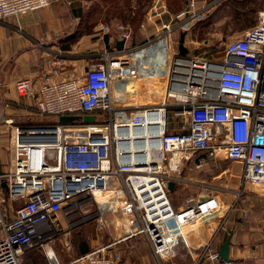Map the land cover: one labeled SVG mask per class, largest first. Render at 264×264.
<instances>
[{"label": "built area", "instance_id": "2783aa9c", "mask_svg": "<svg viewBox=\"0 0 264 264\" xmlns=\"http://www.w3.org/2000/svg\"><path fill=\"white\" fill-rule=\"evenodd\" d=\"M49 4V0H0V19L17 18ZM196 4L187 1L184 10L162 23L152 38L149 47L165 56L158 105L139 104L133 88L131 108L116 104L121 99L111 95L112 82L136 78L139 69L129 57L110 53L104 54L102 65L89 66L80 79L55 81L45 73L39 83L27 77L15 80V92L30 98L38 114L95 119L14 128L11 169L0 173V264H26L24 255L30 250L44 257L37 264H121L122 254L115 246L138 235L147 239L161 260L180 245L188 247L196 221L206 220L221 207L214 185L205 181L194 183L197 191L177 208L172 206L168 185H193L180 177L192 161L195 169L210 159L239 162L242 182L264 196V9L254 26L224 44L221 55L210 58L182 54L171 37L174 30L190 29L213 5L206 0ZM165 12L163 0H152L147 13ZM113 27L124 45L132 39L129 23L116 22ZM109 30L108 24L98 27ZM168 107L173 116L182 118L176 130L168 128ZM139 113L156 119L140 127L130 125ZM101 116L105 121H97ZM153 150L158 152L156 158L149 157ZM99 189L104 198L119 199L111 215L97 199ZM236 194L240 197L241 191ZM85 204L96 207L99 230L110 229V216H123V235L63 260L61 252L70 251L69 231L87 221L81 209ZM2 207H7V217ZM112 225L113 230H122L120 224ZM216 235L203 246L199 258L219 260L217 252L209 249Z\"/></svg>", "mask_w": 264, "mask_h": 264}, {"label": "crops", "instance_id": "0c3cea01", "mask_svg": "<svg viewBox=\"0 0 264 264\" xmlns=\"http://www.w3.org/2000/svg\"><path fill=\"white\" fill-rule=\"evenodd\" d=\"M49 1V6L45 8L25 13L17 18L0 19V134L2 133L1 128L6 124L10 125V123L17 121L26 122L24 118L34 114L30 109L33 105L31 99L19 96L15 92L14 82L16 79L27 77L39 83L41 76L45 73L49 75L50 80L55 81L65 78L80 79L89 66L104 63L105 53H110L113 57H129L134 60V66L138 65L139 69L136 78L116 81L124 82V86L119 92L113 91L115 82H112L111 95L116 100L125 97L124 101L120 100L116 104H126L131 108V105L135 103L131 100L133 91L134 95L137 96V102L144 104V106L158 105L161 102L165 81V74L162 71L165 56L160 49H151L149 46L152 45V38L156 32H159L162 23L170 22L175 13L168 11L158 16L148 14L146 11L143 23H141L143 27L139 26L134 38L132 36L129 42L125 45L123 43L122 49H117L116 42L121 39L113 26L116 22H121L118 20L113 22L98 20L85 33L75 36L80 28L81 17L92 0ZM234 6L240 9L244 8L241 3H236ZM245 8L254 9L258 15L264 9V0H248ZM235 16L237 14L233 9H227V11L220 13L212 19V23L207 27L210 36L201 40L195 35L192 26L187 31L174 30L171 33L173 43L178 42L179 49V41L183 34V47L185 53H189L188 44L190 43L199 45L202 42L209 45L221 38L222 43L226 44L256 24L244 21L241 19L242 17L234 18ZM101 24H108L111 30L109 32L98 31ZM220 34L222 35L218 37ZM230 34L234 36L229 37ZM73 66L76 67L73 69ZM129 84H131L133 91L126 92L125 85ZM170 110L171 107H168V115L172 114ZM74 121H78V119ZM16 124L18 125V122ZM17 125L11 127L8 138L11 151L14 128ZM23 126H32V124ZM3 155L1 154L3 162L0 166V173L10 170L8 169L10 154L8 151H3ZM230 162L229 168H226L223 159H210L202 168L195 169L191 165L192 161L188 164L190 165L189 170L183 169L180 177L192 182L193 185L176 186L173 189L178 193L187 192L186 198L197 191L194 183L205 181L214 185L215 193L221 200V207L216 214L203 221L199 219L194 224L195 230L190 232L188 236L189 246L180 245L176 248V250L178 248L187 249L194 256L192 264L220 263V257L219 260L199 258L204 249L203 246L209 243L215 232H217L216 238L210 243L209 249L217 252V254L231 232L228 254L230 261L221 264H264V196L242 182V165L236 161ZM237 191H241L238 198ZM181 202L176 205V208ZM111 206L113 205L111 204ZM102 207L106 208V206ZM4 209L2 207L1 211L7 217L10 213L7 207ZM243 211L247 214L246 218H243ZM63 213L60 216L65 218ZM129 239L131 238L125 241L130 245L131 251L134 252L137 247H134ZM86 243L88 251L97 246L90 248L89 243ZM116 246L120 248L119 245ZM24 260L26 263V258ZM33 261H35L34 264L39 262Z\"/></svg>", "mask_w": 264, "mask_h": 264}, {"label": "rangeland", "instance_id": "374dc122", "mask_svg": "<svg viewBox=\"0 0 264 264\" xmlns=\"http://www.w3.org/2000/svg\"><path fill=\"white\" fill-rule=\"evenodd\" d=\"M120 3L122 2V0H118ZM166 4V8L169 12H172L173 10H171L173 4L169 3L170 0H163ZM189 1V0H187ZM186 1V3H187ZM191 1V0H190ZM196 1V6H200L203 1L205 0H195ZM216 0H206V2H211L212 4L215 3ZM115 2V1H114ZM132 6L135 7V2L134 0H132ZM103 5L105 6V10H109V12L114 11L112 9V2L108 3H103ZM122 5V4H119ZM103 6V7H104ZM108 6L110 7V9L108 8ZM186 6V5H184ZM150 7V6H149ZM182 4L179 3V7L178 10L181 9ZM148 7L146 9V6L143 8L144 11H148ZM212 9V8H211ZM177 11H173V13H175ZM103 13V11H102ZM167 14V13H166ZM176 14V13H175ZM116 15V17H115ZM112 18H102V21H121L123 23L127 22V20H125L124 18L118 16L117 14H115ZM145 15V14H144ZM116 18V19H115ZM143 18L144 20V16L140 18V20H138V22L143 23V20H141ZM203 18V17H202ZM138 22H134L133 23V28L136 31L137 29V24ZM132 27V25H131ZM195 35H197L199 38V40H201L200 38L204 39L210 36V34H208V31L206 29V31L201 30L200 32L198 30H196ZM194 35V37H195ZM222 34L218 35V37H220ZM196 36V37H197ZM234 36L233 34H230L229 37ZM222 39L219 38L216 41L210 43L209 45H207L206 43H200L199 45H195V44H188V48H189V53H200L204 56L207 57H218L219 55H221V50L224 47V44L222 43ZM76 66H73V69ZM124 82H115L113 84V91H120L122 89V86H124L123 84ZM126 86V92H130L131 88V84L129 85H125ZM124 88V87H123ZM124 96V95H123ZM125 98V97H124ZM124 98L122 97L121 101H124ZM32 101V100H31ZM33 104V102H32ZM34 105H31V110L34 112V114H30L28 117L24 118V121L26 122H18V125H28V124H32V125H38V124H54V123H59L58 120V115H43V114H38L36 113V111L34 110ZM76 116V115H74ZM104 117L101 116L99 117V119L97 121L102 122L105 121V119H103ZM180 118L173 116L172 114H169V118H168V128L169 129H173L176 130L179 126V122H180ZM10 123V125L6 124L4 127L1 128L2 133L0 134V139L2 138V140L0 141V166L2 165L3 162V158L1 157V154L3 155V151H8L9 154H11V147H10V143L9 142V137H10V132H11V127L17 125L16 123ZM5 123V122H4ZM4 156V155H3ZM9 162H10V158H9ZM8 162V163H9ZM48 162L50 164H54L53 160H48ZM224 162V167L229 168V165L231 164V162L229 160L223 159ZM193 165V163L191 164ZM190 165L184 166V170L188 171ZM187 168V169H186ZM183 172V171H182ZM249 188L252 189H256L255 187L249 185ZM1 191V190H0ZM104 193L101 192L100 196L97 198L100 205L102 206H106L107 208V212H111L109 213L110 215L115 212L116 208L118 205V200L117 198L112 199L111 197L105 200H102L101 196ZM187 192H176V190L170 191L168 193V198L172 204V206L174 208H176V205L178 203H180L181 201H183V199L185 198ZM107 194V193H106ZM104 197V196H102ZM108 203V204H106ZM116 203V204H115ZM111 204L113 206H111ZM110 205V206H108ZM108 206V207H107ZM83 211H86V213H84V216L87 214V221L85 223L79 224L77 227L72 228L71 231H69V234L67 235L68 237V241L70 244V251L69 254H65L64 252H61V259L63 260H69L70 258L76 256L79 252H78V247H77V242L80 240H84L86 242L89 243V245L91 246L90 248L96 246V245H100V244H106L108 242H110L112 239H114L117 236L123 235V229L126 226V223L124 221L123 216H115L109 217L111 220L109 221V223L111 222L110 225V229H104V230H99L97 229L96 226V221H95V217H96V213H95V209L96 207H94V205L92 204H85L82 206L81 208ZM62 224L63 226H66L68 223L66 222L65 218H62ZM115 222V224L121 226L122 230L120 229H115L113 230V225L112 223ZM189 236V235H188ZM189 238V237H188ZM131 241V244L134 247H137V250H135L134 252L131 251L132 249H130V245H128L126 243V241L121 242V244H118L120 246L119 247H115L114 249L119 250L120 252H122V262L121 264H192L193 263V258L194 256H192L187 249L184 248H178V250H175V253L172 254L171 256H168L167 259H159L157 258L153 252L152 249L150 247L149 242L147 241V239L144 236L138 235L135 236L131 239H129ZM26 258V263L27 264H34V256L32 255L31 252H27L24 255V259ZM36 261L38 259H35ZM40 263V261L38 262Z\"/></svg>", "mask_w": 264, "mask_h": 264}, {"label": "trees", "instance_id": "16d2710c", "mask_svg": "<svg viewBox=\"0 0 264 264\" xmlns=\"http://www.w3.org/2000/svg\"><path fill=\"white\" fill-rule=\"evenodd\" d=\"M186 1L187 0H170L169 3L173 4L171 10L177 11V12H175L176 14L180 13L186 7V6H184V5H186ZM209 1H212V0H209ZM247 1L248 0H216L215 3L212 5L213 7L209 11V13L206 16H204L203 18H201L200 20L195 21L191 28L194 30V32H196V30H198L199 32L201 30L206 31L207 27H209L210 24L212 23V19H214L220 13L227 11V9H233L234 10L235 14H237V16H235L234 18L242 17L241 19L244 21H247V22L249 21L250 23H253V24L257 23V21H258L257 11H255L252 8H249V9L245 8ZM109 2H112V9L114 10L112 12H109V10H105V6L103 5V3L109 4ZM131 2H132V0H122L121 3L118 0H92V2L87 7V9L84 11V13L81 17V21L79 24L80 28H79V30H77V33L75 34V36L81 35L82 33H85L96 21L101 20L102 18H107V17L112 18L115 14H117L118 16L127 20V22H125V23H129L130 25H132V28H133V23L138 22V20H140V18L143 17L144 14L146 13V11H144L143 8L145 6H146V9H147V7L149 8L152 0H134L135 7L132 6ZM179 3L182 4V7H181V9L178 10ZM236 3L243 4L244 8L240 9V8L235 7L234 5ZM119 4H122V5H119ZM108 8L110 9L109 6H108ZM102 11H103V13H102ZM115 17H116V15H115ZM237 19H239V18H237ZM141 20H143V18ZM110 21H107V22H110ZM140 22H138V24H137L138 26H137L136 31L134 29L132 30L133 31V35H132L133 38L139 29V26L141 24ZM200 39H202V38H200ZM77 117H78V119H80V118L82 119V116H77ZM80 121H82V120H80ZM69 123H74V122L72 121ZM54 124H56V123H54ZM38 125H43V124H38ZM169 130L171 131V129H169ZM82 241H84V240H80L77 242L78 252H79V246H80ZM28 252L32 253V255L34 256V260L38 259L37 261H40V262L44 261V257L37 250H30ZM78 255H79V253H78ZM34 263H35V261H34Z\"/></svg>", "mask_w": 264, "mask_h": 264}, {"label": "water", "instance_id": "95a60500", "mask_svg": "<svg viewBox=\"0 0 264 264\" xmlns=\"http://www.w3.org/2000/svg\"><path fill=\"white\" fill-rule=\"evenodd\" d=\"M183 40H184V35H181L180 41H179V50L182 54L185 53V48L183 47ZM123 43L124 40H119L116 42V48L117 49H122L123 48ZM78 119L77 116H59L58 120L59 123H67V122H72L74 120ZM84 122H93L94 121V116L93 115H85L82 117ZM2 186H5V182H2ZM169 190L173 191L174 189V184L173 182L169 183ZM230 237H231V232L229 233V236L226 238V240L224 241V243L221 245V248L218 251L219 257H220V263L222 262H229L230 259L228 257L229 254V245H230ZM79 251L80 254H85L88 251V246L87 243L85 241L81 242L80 246H79Z\"/></svg>", "mask_w": 264, "mask_h": 264}, {"label": "bare ground", "instance_id": "6f19581e", "mask_svg": "<svg viewBox=\"0 0 264 264\" xmlns=\"http://www.w3.org/2000/svg\"><path fill=\"white\" fill-rule=\"evenodd\" d=\"M161 55V54H160ZM159 56V55H158ZM157 84V83H156ZM154 119H156V117L155 116H150V115H147V114H144V113H139V114H137L135 117H134V119L132 120V122H131V124L130 125H132V124H134V125H138L139 127L141 126V125H144V124H146L147 122H149V121H151V120H154ZM132 129H133V127H132ZM124 133V132H123ZM136 133H133L132 132V134H131V136L133 137L134 135H135ZM11 147V146H10ZM158 156V152L156 151V150H153V151H151L150 153H149V157H151V158H156ZM10 159H11V154H10ZM11 161L9 162V166H8V169H11ZM101 189V188H100ZM98 190V197L100 196V194H101V192H103V190ZM111 191V189H109V190H107V192L109 193ZM107 195V194H106ZM113 197H111L112 199H114V198H116L114 195H112ZM97 197V198H98ZM101 198H102V200H105V199H108V198H104V197H102L101 196ZM118 200V204H116V205H119V199H117ZM198 221V220H197ZM196 221V222H197ZM196 224V223H195Z\"/></svg>", "mask_w": 264, "mask_h": 264}, {"label": "flooded vegetation", "instance_id": "af4514ba", "mask_svg": "<svg viewBox=\"0 0 264 264\" xmlns=\"http://www.w3.org/2000/svg\"><path fill=\"white\" fill-rule=\"evenodd\" d=\"M77 226H78V225H77ZM77 226H76V227H77ZM74 228H75V227H74Z\"/></svg>", "mask_w": 264, "mask_h": 264}]
</instances>
